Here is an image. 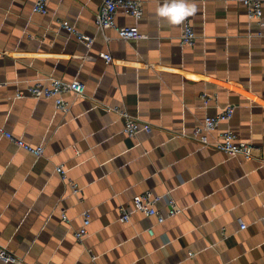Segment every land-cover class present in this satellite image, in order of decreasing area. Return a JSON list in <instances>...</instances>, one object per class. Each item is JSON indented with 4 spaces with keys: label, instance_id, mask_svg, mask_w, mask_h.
<instances>
[{
    "label": "crops",
    "instance_id": "crops-1",
    "mask_svg": "<svg viewBox=\"0 0 264 264\" xmlns=\"http://www.w3.org/2000/svg\"><path fill=\"white\" fill-rule=\"evenodd\" d=\"M142 1V18L120 11L116 21L148 36L126 40L98 27L102 0H47L46 14L33 11L36 0H0V124L45 146L37 157L0 134V245L24 259L0 264H94L92 254L98 264H264V25L241 0H194L195 12L179 23L156 14L163 0ZM185 19L194 46L180 43ZM47 76L79 79L86 95L66 93L67 113L51 98L30 97V83ZM229 103L235 115L211 138L231 128L253 146L252 159L191 137ZM114 107L152 132L128 136ZM147 190L170 191L182 212L158 223L136 211L134 197ZM156 207L166 213L167 197ZM86 210L89 234L79 241Z\"/></svg>",
    "mask_w": 264,
    "mask_h": 264
},
{
    "label": "built area",
    "instance_id": "built-area-1",
    "mask_svg": "<svg viewBox=\"0 0 264 264\" xmlns=\"http://www.w3.org/2000/svg\"><path fill=\"white\" fill-rule=\"evenodd\" d=\"M247 7L248 16L250 19H256L259 24L264 25V0H241ZM34 12H40L46 14L48 12L47 0H36L33 6ZM123 11L125 14L130 15L136 19H140L144 15V2L142 0H102L101 7L96 14V23L101 29L113 28L117 31L120 38L130 39H142L147 38V34L141 32L136 25H124L121 26L117 23V14ZM62 27L69 33L77 36L78 40L85 44L87 47H91L95 38L82 33L76 28L69 20H63L61 22ZM197 40V33L188 19H185L183 23L182 34L180 37V43L182 45L194 46ZM103 57L107 62L113 61V56L109 53H103ZM75 93L77 96L83 97L86 95V84L79 79L67 80L56 76H47L43 78H37L28 86V95L34 99H53L55 100L58 110L67 113L71 109V102L64 98L66 93ZM22 93H18L17 97H22ZM205 103L208 104L210 97L203 94ZM114 111L120 113L125 118L124 133L130 137H137L142 131L148 133L152 132V125L146 121L141 120L138 116L132 115L129 111L121 109L120 107H114ZM236 112L235 104H227L220 112L214 115L205 117L202 123L195 127L191 137L198 141L204 147H212L219 151L226 153L229 156L242 155L248 159L254 158L253 146L245 140L239 139L238 135L229 127L223 129L217 138L212 139V135L219 129L223 123L231 121ZM0 134L7 137L10 141L15 143L18 147L24 148L32 152L37 157H41L45 152L44 145H32L26 142L23 138H20L0 124ZM58 172L64 179L68 180L72 186L74 193H79L81 188L77 183L68 179L67 168L64 165H58L56 167ZM164 196L168 199L169 210L163 213L156 207V203ZM134 209L136 211H142L149 216H154L158 223H163L167 219L175 217L182 212V208L178 205L176 199L168 191L165 194H157L152 190H147L144 193L138 194L134 197ZM121 221L128 222L131 220V212L125 205L121 208ZM62 217L65 221H69V218L65 211L62 212ZM91 223V213L86 210L83 212L82 226L75 231V237L79 241H83L89 234V225ZM241 229L248 227L247 223L241 221ZM148 233L154 234V228L149 227ZM194 253H190L193 255ZM0 259L4 263H22L23 258L13 255L6 246L0 245ZM94 264H98V255L92 254Z\"/></svg>",
    "mask_w": 264,
    "mask_h": 264
},
{
    "label": "clouds",
    "instance_id": "clouds-1",
    "mask_svg": "<svg viewBox=\"0 0 264 264\" xmlns=\"http://www.w3.org/2000/svg\"><path fill=\"white\" fill-rule=\"evenodd\" d=\"M196 10L194 0H163L158 3L155 11L162 18L169 22L179 23Z\"/></svg>",
    "mask_w": 264,
    "mask_h": 264
}]
</instances>
